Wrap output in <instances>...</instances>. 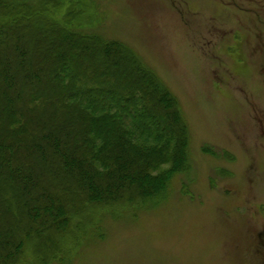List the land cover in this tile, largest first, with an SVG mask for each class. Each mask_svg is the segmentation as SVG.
Segmentation results:
<instances>
[{"label": "rangeland", "instance_id": "374dc122", "mask_svg": "<svg viewBox=\"0 0 264 264\" xmlns=\"http://www.w3.org/2000/svg\"><path fill=\"white\" fill-rule=\"evenodd\" d=\"M70 11L177 98L190 168L150 201L85 204L59 248L17 264H264V0H66L51 16Z\"/></svg>", "mask_w": 264, "mask_h": 264}, {"label": "trees", "instance_id": "16d2710c", "mask_svg": "<svg viewBox=\"0 0 264 264\" xmlns=\"http://www.w3.org/2000/svg\"><path fill=\"white\" fill-rule=\"evenodd\" d=\"M65 1L0 0V264L190 168L177 98L124 43L54 19Z\"/></svg>", "mask_w": 264, "mask_h": 264}]
</instances>
